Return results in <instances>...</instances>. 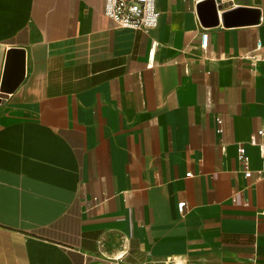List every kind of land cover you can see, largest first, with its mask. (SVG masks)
<instances>
[{
    "label": "crops",
    "instance_id": "0c3cea01",
    "mask_svg": "<svg viewBox=\"0 0 264 264\" xmlns=\"http://www.w3.org/2000/svg\"><path fill=\"white\" fill-rule=\"evenodd\" d=\"M105 1L0 0V264H264V0Z\"/></svg>",
    "mask_w": 264,
    "mask_h": 264
},
{
    "label": "built area",
    "instance_id": "2783aa9c",
    "mask_svg": "<svg viewBox=\"0 0 264 264\" xmlns=\"http://www.w3.org/2000/svg\"><path fill=\"white\" fill-rule=\"evenodd\" d=\"M105 14L120 28H128L148 34L156 29L160 22L161 13L157 9L156 0H106ZM208 35L202 36V45L207 46ZM262 46L258 44V51ZM248 59L259 60V55L250 54ZM221 123V121H219ZM257 138H264V129L258 130L255 136L251 138V144H257ZM264 155V146L262 147ZM239 159L244 166L245 177L250 178L252 171L249 166V157L246 155L244 147L239 149ZM190 176V174H187ZM264 177V171L260 173ZM185 203L179 204L180 210H183Z\"/></svg>",
    "mask_w": 264,
    "mask_h": 264
},
{
    "label": "water",
    "instance_id": "95a60500",
    "mask_svg": "<svg viewBox=\"0 0 264 264\" xmlns=\"http://www.w3.org/2000/svg\"><path fill=\"white\" fill-rule=\"evenodd\" d=\"M200 18L203 23L208 26L217 25L219 22V15L217 7L213 1L203 5L199 10ZM248 16H251L249 20ZM260 13L258 11H251L246 9H233L222 14V20L224 25L228 26L233 23H245L248 21H253L255 23L259 22Z\"/></svg>",
    "mask_w": 264,
    "mask_h": 264
}]
</instances>
